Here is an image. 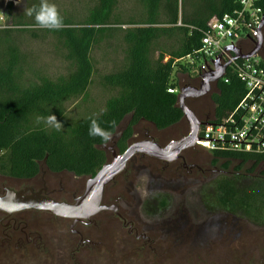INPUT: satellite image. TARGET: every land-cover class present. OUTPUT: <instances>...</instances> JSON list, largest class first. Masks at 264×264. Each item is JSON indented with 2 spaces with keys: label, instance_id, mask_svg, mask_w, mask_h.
Instances as JSON below:
<instances>
[{
  "label": "trees",
  "instance_id": "16d2710c",
  "mask_svg": "<svg viewBox=\"0 0 264 264\" xmlns=\"http://www.w3.org/2000/svg\"><path fill=\"white\" fill-rule=\"evenodd\" d=\"M44 0H28L26 8ZM208 2L207 7L201 3ZM116 0H97L87 14L59 15V30L42 29L33 17L14 15L12 24L0 26V171L15 177L35 175L42 161L52 171L95 175L105 164L107 153L100 137H90L91 119L116 134L126 116L128 124L118 140L121 151L129 146L133 126L141 119L157 129H166L184 120L179 107L178 72L188 68L179 60L201 47L202 37L213 18L231 13L239 0H191L187 9L180 0H139L140 18L114 17ZM261 5L264 8V0ZM123 25H126L123 27ZM52 35L56 54L68 63L67 72L52 77L35 66L18 38ZM105 45L120 56L114 71L101 76V84L111 95L98 115L71 118L67 103L89 95L95 71L92 52ZM156 53L158 56L156 57ZM264 60V59H263ZM213 95L216 122L235 109L245 85L228 72ZM54 114L61 123L59 132L37 123V117ZM214 161L224 160L230 174L216 181V199L222 209L248 217L264 225V152L213 151ZM192 251V250H191Z\"/></svg>",
  "mask_w": 264,
  "mask_h": 264
},
{
  "label": "flooded vegetation",
  "instance_id": "af4514ba",
  "mask_svg": "<svg viewBox=\"0 0 264 264\" xmlns=\"http://www.w3.org/2000/svg\"><path fill=\"white\" fill-rule=\"evenodd\" d=\"M248 43L251 44L249 41ZM249 49V47H242L245 52ZM191 79L192 82H188L186 88L200 86L197 78ZM219 82L220 80L213 83L210 90L215 87L217 91ZM216 91L187 99V103L200 116L198 118L202 122H209L215 111V107L212 108L202 101H205L207 95L211 96L213 101ZM122 129H117L116 134L112 135V146L105 150L107 153L105 164L113 160L114 152L117 154L124 152L118 146ZM189 132L190 126L186 119L162 130L141 119L133 126V135L129 145L142 140L154 139L165 147L173 141L183 139ZM170 136L172 139H168ZM45 162V160L42 161L39 171L30 177H15L0 171V196L6 197L10 192L21 193L25 196L39 193L57 201L73 203L84 193L88 179L94 176L77 175L66 170L52 171L46 167ZM153 162H161V165ZM219 162L214 161L212 151L205 152L204 148L197 145L182 150L179 157L173 161L137 153L127 162L125 169L105 188L102 204L116 207V210H103L90 220L74 222L73 219L36 209L16 211L0 209V264H92L93 261L99 262V260L83 261L80 253L93 252L94 247L101 243L95 238H102V235L97 233L101 223L97 219L98 216L104 214H109L121 223L127 235L135 236L133 241L137 243L138 249L140 246V249L149 250L160 256L173 250L188 249L195 252L208 246V240L223 236L227 241L233 233L240 235L243 229L233 226L234 223L229 213H214L213 215L210 213V216L206 217V222H199L194 217H189L186 211L185 203L194 197L190 192L213 179L216 180L217 174V176H222L232 172V167H230L231 170L224 169L222 168L224 162H220L221 164ZM137 179L143 180L138 182ZM173 199L179 200L181 208L167 216H160L158 210L164 208L165 204L172 202ZM67 228L70 231L67 234L68 238L63 237L66 246L58 243L62 241V238L57 230ZM226 245L233 246V243L231 241L220 243L219 247ZM66 250L69 252H65ZM161 250L163 252L158 254ZM174 256L170 253L168 261H171V257Z\"/></svg>",
  "mask_w": 264,
  "mask_h": 264
},
{
  "label": "rangeland",
  "instance_id": "374dc122",
  "mask_svg": "<svg viewBox=\"0 0 264 264\" xmlns=\"http://www.w3.org/2000/svg\"><path fill=\"white\" fill-rule=\"evenodd\" d=\"M44 1L54 4L62 15L67 16L69 14H74L79 16V19H82L87 14L89 9H91L97 2V0ZM10 2L13 3L12 10L14 15L18 16L25 14L24 11L28 0H0L1 27L12 24V17L7 13L8 4ZM201 4L204 5L205 2H202ZM182 5L185 9L188 7L190 8L191 0H180L181 8ZM207 5L208 2L204 5V7H207ZM137 11H139V0H116L114 17L116 15L122 16L124 19L129 17H134L137 19L140 18ZM125 26L126 25H123V27ZM18 40L22 45V48L30 54L31 60L35 63V66L43 68L48 75L52 77H58L59 75L67 72L68 63L63 61L56 54L53 44L54 38L52 35H48L44 38L33 39L28 34L23 33L21 37L18 38ZM242 44L243 47H252V45L248 42H243ZM260 54L264 57V48ZM121 56V51L120 56H117L116 52H114L111 48H107L105 45L97 46L93 50L92 59L95 71L92 83L89 87V95L85 101H83V99H78L76 101L72 100L67 103L68 113L71 118L84 117L86 115L96 116L102 112L111 93L104 89V86H102L101 76L114 71L115 67H117L118 63L122 60ZM155 56L157 57L158 53H156ZM177 77L179 80L180 89L185 87L188 82H192L191 77H189L185 72H178ZM214 91H216V89L215 87H212V90L209 92L211 94ZM210 97L207 95L204 99L205 101L202 102H206L212 108H214L215 104ZM188 105L191 106L190 104ZM212 116L213 114L211 115V118ZM130 117V115L126 116L118 129L121 130L123 127H125L129 122ZM198 117L200 118L199 115ZM169 134L171 135V132ZM171 137L172 136H170L168 139H172ZM111 146L112 141L110 140V142L107 143L105 149ZM204 150L205 152H211L207 149ZM220 162L222 163L224 160ZM153 163L156 165H161V162ZM222 168H224V166H222ZM217 175L215 176L216 180L213 179L211 182H207L206 185L197 187L195 190L190 192V194H192L194 197H191V199L185 203L186 211L189 217H194L199 222H206V217H209L210 213L213 215L214 213L219 212V209H222L216 199V181L221 178V175ZM141 180L143 179H137L136 181L142 182ZM139 184L138 186L141 187ZM179 204L180 202L178 199H173L172 202L165 204V207L167 208L164 207L158 210L160 211L159 215L163 217L173 213L176 211V209L181 208ZM145 207H147L146 203ZM226 213H229L228 215L232 218L234 223V225H232L242 228L244 234L243 232L240 235L233 233L231 238H227V241L223 236L221 238L208 240V246L195 252L188 249L184 251L173 250L167 251V254L163 253L162 256L155 255L149 250L140 249V246L138 249L137 243L133 241V239L135 240V236L127 235L125 232L126 230L122 229L121 223L117 222L109 214L100 215L97 219L99 223L101 221L100 228L98 229L97 233H100L102 238H95V240L101 243L94 247L93 252L80 253V258L83 259V261L99 260V262L96 263L93 261L92 264H264V225L258 224L248 217L241 216L230 211H226ZM219 214H224V212ZM57 233L62 238V241L60 240L58 243L66 245V241L63 240V237L65 236L68 238L67 234L70 233L68 228L66 230L58 229ZM229 241L233 243V246L226 245L219 247L220 243H229ZM102 243H104V245ZM216 244L218 246H216ZM98 249L102 250L99 251ZM65 252H69V250H66ZM161 252L163 251H158V254ZM170 253L174 254L175 256L171 257V261H168L170 258Z\"/></svg>",
  "mask_w": 264,
  "mask_h": 264
},
{
  "label": "built area",
  "instance_id": "2783aa9c",
  "mask_svg": "<svg viewBox=\"0 0 264 264\" xmlns=\"http://www.w3.org/2000/svg\"><path fill=\"white\" fill-rule=\"evenodd\" d=\"M262 1L239 0L233 12L213 18L204 32L201 47L179 60L188 68V76L201 82L221 55L223 63L231 61L222 79L228 82L230 72L245 85V94L234 110L221 121L210 120L200 127L196 145L212 152H264V57L258 53L249 59L234 60V53L226 49L232 45L242 49V43L248 41L252 45L249 50L254 48L264 31ZM168 91L179 92L175 88Z\"/></svg>",
  "mask_w": 264,
  "mask_h": 264
},
{
  "label": "water",
  "instance_id": "95a60500",
  "mask_svg": "<svg viewBox=\"0 0 264 264\" xmlns=\"http://www.w3.org/2000/svg\"><path fill=\"white\" fill-rule=\"evenodd\" d=\"M264 27V18L262 21ZM264 48V34L260 33L254 48L244 52L240 47L229 46L226 49L234 53V60L249 59L260 53ZM222 56L219 55L214 60V68H211L202 76L199 87L186 88L179 90V107L184 114L190 126L189 134L181 140L173 141L163 147L154 139H147L134 142L120 154L113 153V160L104 164L97 173L88 179L84 193L78 197L75 202L57 201L51 197L35 193L31 196H25L21 193L10 192L6 197L0 196V209L7 211L36 209L53 213L57 216L73 219L74 222L90 220L103 210L114 209L102 204L106 186L115 179V177L125 169L127 162L137 153H143L152 157L173 161L176 160L180 152L187 147L195 146L200 127L208 122H202L195 111L187 104L190 97H200L207 94L213 83L221 80L231 61L222 62Z\"/></svg>",
  "mask_w": 264,
  "mask_h": 264
},
{
  "label": "clouds",
  "instance_id": "9594fccd",
  "mask_svg": "<svg viewBox=\"0 0 264 264\" xmlns=\"http://www.w3.org/2000/svg\"><path fill=\"white\" fill-rule=\"evenodd\" d=\"M25 14L33 17L35 24L42 29L59 30L63 26V18L59 15L54 4L42 2L39 6L25 8ZM37 123H43L59 132L62 128L61 123L57 120L54 114H49L47 117L37 118ZM90 137H100L104 143H108L112 136L111 133L102 129L95 119H91L88 129Z\"/></svg>",
  "mask_w": 264,
  "mask_h": 264
},
{
  "label": "crops",
  "instance_id": "0c3cea01",
  "mask_svg": "<svg viewBox=\"0 0 264 264\" xmlns=\"http://www.w3.org/2000/svg\"><path fill=\"white\" fill-rule=\"evenodd\" d=\"M185 73H187V74H188V71H186Z\"/></svg>",
  "mask_w": 264,
  "mask_h": 264
}]
</instances>
